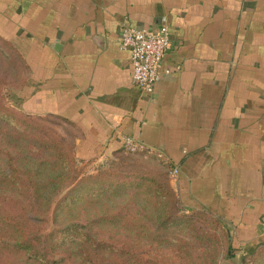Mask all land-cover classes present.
Segmentation results:
<instances>
[{
	"label": "crops",
	"instance_id": "1",
	"mask_svg": "<svg viewBox=\"0 0 264 264\" xmlns=\"http://www.w3.org/2000/svg\"><path fill=\"white\" fill-rule=\"evenodd\" d=\"M163 24L173 46L148 97L120 34ZM0 43L25 73L17 107L74 127L79 160L131 137L184 210L212 214L242 252L264 244V0H0Z\"/></svg>",
	"mask_w": 264,
	"mask_h": 264
},
{
	"label": "rangeland",
	"instance_id": "2",
	"mask_svg": "<svg viewBox=\"0 0 264 264\" xmlns=\"http://www.w3.org/2000/svg\"><path fill=\"white\" fill-rule=\"evenodd\" d=\"M9 52L0 43V106L10 110L0 113V264H41L34 248L43 264H85L87 255L95 264H264V244L242 252L214 216L182 208L163 161L126 152L79 160L74 127L23 114L25 73ZM16 179L23 190L8 187ZM75 233L81 245L54 250L59 235Z\"/></svg>",
	"mask_w": 264,
	"mask_h": 264
},
{
	"label": "built area",
	"instance_id": "3",
	"mask_svg": "<svg viewBox=\"0 0 264 264\" xmlns=\"http://www.w3.org/2000/svg\"><path fill=\"white\" fill-rule=\"evenodd\" d=\"M120 42L121 49L130 53L134 84L143 95L152 96L163 76L164 59L173 46L168 26L163 24L155 29L123 27ZM122 146L130 154L143 150L140 142L128 136L122 139Z\"/></svg>",
	"mask_w": 264,
	"mask_h": 264
},
{
	"label": "trees",
	"instance_id": "4",
	"mask_svg": "<svg viewBox=\"0 0 264 264\" xmlns=\"http://www.w3.org/2000/svg\"><path fill=\"white\" fill-rule=\"evenodd\" d=\"M2 111H5L6 113H10V110H8V109H6V108L0 106V113H1ZM0 118H1V117H0ZM3 121H5V120H3ZM45 171H46V170H45ZM57 179H58V177H48V183L51 182L50 187H51L52 185H56V184H57V183L55 182ZM32 183H33V182H31L30 184H32ZM33 184H34V183H33ZM48 185H49V184H48ZM23 186L26 187L25 184H24V181H21V180H17V179H16V180H15L10 186H8V187H17V188L21 191V190H23ZM45 186H46V185H45ZM43 188H44V185H41V186L39 187V191H40V190H43ZM45 188H48V186H46ZM52 189H53V188H52ZM41 199H44V198H41ZM44 200H45V199H44ZM179 202H180V200H179ZM195 212H204V211H195ZM209 214H210V213H209ZM211 215H212V214H211ZM76 235H77V233H75L71 239L63 238V237H64V234L59 235V236H58V240H55V241L52 243L54 250H56L57 248L62 247L63 244H65L66 242H69L70 244H76V247H78L79 245H81L80 240L76 237ZM60 237H62V238H60ZM88 241H89V239H86L84 242L88 243ZM82 244H83V243H82ZM93 244H95V243L93 242ZM88 245H89V244H88ZM260 247H261V246H260ZM260 247H257L253 252H247V254H250V255L253 254V255H254L255 252H256ZM72 253H74V248L71 249V254H72ZM28 254H30V253L27 252V255H28ZM30 257H31V256H30ZM44 257H45V255L41 254L40 252L37 251V249L34 248V255L32 256L31 259L38 260V261L41 262V264H43V263H44V260H45ZM63 261H64V260H63ZM61 262H62V260H51L48 264H60ZM84 263H85V264H95V263L92 262V260H91V258H90L89 255H87V256L85 257ZM104 264H111V263L104 262ZM119 264H127V262H125L124 260H122V261L119 262Z\"/></svg>",
	"mask_w": 264,
	"mask_h": 264
}]
</instances>
